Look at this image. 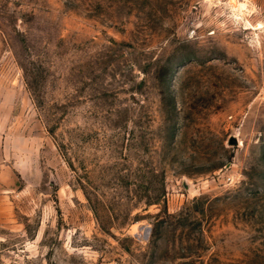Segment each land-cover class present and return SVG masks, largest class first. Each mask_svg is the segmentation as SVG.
<instances>
[{"label": "rangeland", "instance_id": "1", "mask_svg": "<svg viewBox=\"0 0 264 264\" xmlns=\"http://www.w3.org/2000/svg\"><path fill=\"white\" fill-rule=\"evenodd\" d=\"M235 1L0 0V264H264V0Z\"/></svg>", "mask_w": 264, "mask_h": 264}, {"label": "bare ground", "instance_id": "2", "mask_svg": "<svg viewBox=\"0 0 264 264\" xmlns=\"http://www.w3.org/2000/svg\"><path fill=\"white\" fill-rule=\"evenodd\" d=\"M233 4L235 5L236 4V1L235 0H233ZM241 4V3H240ZM237 6V5H236Z\"/></svg>", "mask_w": 264, "mask_h": 264}]
</instances>
